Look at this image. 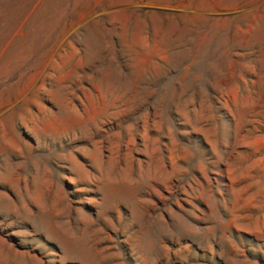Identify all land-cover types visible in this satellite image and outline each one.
Here are the masks:
<instances>
[{
	"label": "rangeland",
	"instance_id": "rangeland-1",
	"mask_svg": "<svg viewBox=\"0 0 264 264\" xmlns=\"http://www.w3.org/2000/svg\"><path fill=\"white\" fill-rule=\"evenodd\" d=\"M0 264H264V0H0Z\"/></svg>",
	"mask_w": 264,
	"mask_h": 264
}]
</instances>
